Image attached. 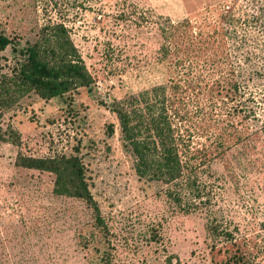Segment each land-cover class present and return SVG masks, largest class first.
<instances>
[{"label":"rangeland","instance_id":"374dc122","mask_svg":"<svg viewBox=\"0 0 264 264\" xmlns=\"http://www.w3.org/2000/svg\"><path fill=\"white\" fill-rule=\"evenodd\" d=\"M264 0H0V264H264ZM69 39L93 82L19 95L35 42ZM164 85L145 112L175 143L173 176L142 175L111 107ZM164 98V103L161 101ZM113 126V131L109 129ZM167 128V126H166ZM77 156L103 223L57 174Z\"/></svg>","mask_w":264,"mask_h":264},{"label":"trees","instance_id":"16d2710c","mask_svg":"<svg viewBox=\"0 0 264 264\" xmlns=\"http://www.w3.org/2000/svg\"><path fill=\"white\" fill-rule=\"evenodd\" d=\"M264 17V8H263ZM11 39L0 33L1 52L11 43ZM22 59L15 66V84L19 95L34 91L43 98L62 96L78 87H88L93 82L81 56L69 39L56 47H42L39 42L26 46L21 50ZM164 85H158L151 90L131 95L123 100L114 101L111 107L115 113L120 129L136 159V170L144 174L149 167L148 159L157 154L160 166L166 168V173L172 175L177 170L178 161L175 154V143L165 132L170 126L166 119L160 120L162 114L145 112L157 101H151L150 96L163 94ZM164 103V98L161 101ZM145 104V109L142 108ZM167 126V128H166ZM112 132L113 126L109 125ZM21 164L27 167L45 168L57 174L55 191L84 199L96 213V220L103 223L100 209L94 200L86 178L83 163L77 156H69L59 160L45 158H22ZM172 173V174H171ZM173 176V175H172ZM101 264H111L109 257L102 258Z\"/></svg>","mask_w":264,"mask_h":264}]
</instances>
